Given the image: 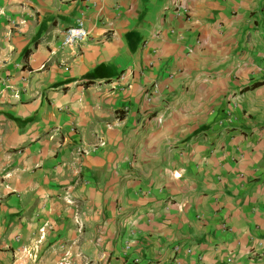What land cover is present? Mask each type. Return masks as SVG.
Listing matches in <instances>:
<instances>
[{"label": "crops", "instance_id": "1", "mask_svg": "<svg viewBox=\"0 0 264 264\" xmlns=\"http://www.w3.org/2000/svg\"><path fill=\"white\" fill-rule=\"evenodd\" d=\"M0 264H264V0H0Z\"/></svg>", "mask_w": 264, "mask_h": 264}, {"label": "built area", "instance_id": "2", "mask_svg": "<svg viewBox=\"0 0 264 264\" xmlns=\"http://www.w3.org/2000/svg\"><path fill=\"white\" fill-rule=\"evenodd\" d=\"M88 37L86 29L83 27L81 23H78L74 27H69L63 31L62 40L60 42V47H72L77 45L78 43L83 42ZM14 98H18V95L15 94ZM99 146H104L103 142H100ZM46 237L45 229H40V237L36 244L31 249L22 248L20 252H17L15 255V259L19 258L22 254L27 257L29 260L36 262L38 259L39 252V244ZM177 250V249H176Z\"/></svg>", "mask_w": 264, "mask_h": 264}, {"label": "rangeland", "instance_id": "3", "mask_svg": "<svg viewBox=\"0 0 264 264\" xmlns=\"http://www.w3.org/2000/svg\"><path fill=\"white\" fill-rule=\"evenodd\" d=\"M22 256H23V255L19 256V258H17L16 260H21Z\"/></svg>", "mask_w": 264, "mask_h": 264}]
</instances>
